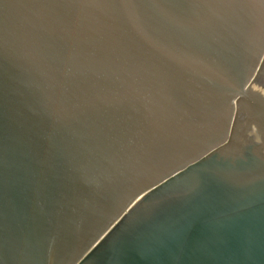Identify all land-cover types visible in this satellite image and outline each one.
I'll list each match as a JSON object with an SVG mask.
<instances>
[{
  "label": "water",
  "instance_id": "1",
  "mask_svg": "<svg viewBox=\"0 0 264 264\" xmlns=\"http://www.w3.org/2000/svg\"><path fill=\"white\" fill-rule=\"evenodd\" d=\"M0 264H264V6L0 0Z\"/></svg>",
  "mask_w": 264,
  "mask_h": 264
},
{
  "label": "snow or ice",
  "instance_id": "2",
  "mask_svg": "<svg viewBox=\"0 0 264 264\" xmlns=\"http://www.w3.org/2000/svg\"><path fill=\"white\" fill-rule=\"evenodd\" d=\"M115 3H119L120 0H114ZM185 0H176L177 4L184 3ZM230 2H237L242 5H248V4H253V3H259L261 6H264V0H230ZM161 71H165V69L162 67ZM193 193H198L199 192V185H196L192 188L191 190ZM146 195V194H145ZM138 200H142L143 197H138ZM166 210V203L165 202H159L156 205H154L152 208L149 209L150 214H159L162 213Z\"/></svg>",
  "mask_w": 264,
  "mask_h": 264
}]
</instances>
